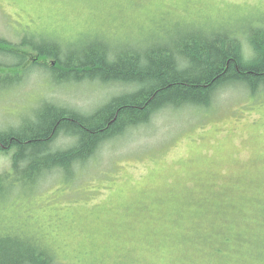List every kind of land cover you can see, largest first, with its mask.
Returning <instances> with one entry per match:
<instances>
[{
    "label": "rangeland",
    "instance_id": "374dc122",
    "mask_svg": "<svg viewBox=\"0 0 264 264\" xmlns=\"http://www.w3.org/2000/svg\"><path fill=\"white\" fill-rule=\"evenodd\" d=\"M250 27L264 28V0H0V38L28 61L0 76L18 78L0 83V131L46 105L91 114L133 91L59 82L52 67L82 48L114 54L230 31L247 47ZM23 41L55 43L60 57ZM73 142L61 134L52 147ZM12 154L0 153L10 183ZM19 177L0 189V237L39 246L55 264H264V88L223 87L210 108L161 110L73 170L46 171L33 186Z\"/></svg>",
    "mask_w": 264,
    "mask_h": 264
},
{
    "label": "trees",
    "instance_id": "16d2710c",
    "mask_svg": "<svg viewBox=\"0 0 264 264\" xmlns=\"http://www.w3.org/2000/svg\"><path fill=\"white\" fill-rule=\"evenodd\" d=\"M246 32L247 50L234 35L192 32L173 45L156 44L144 50L114 54L106 44L95 45L60 60L51 71L57 74L59 82L124 83L133 86V91L114 97L89 115L46 105L34 122L0 131V153L13 152L15 176L10 183L11 176L0 173V189L8 183L20 185L19 175L24 172L27 180L32 181L46 171L70 170L79 162L85 163L103 142L149 123L161 110L188 106L208 109L220 87L241 84L256 96L264 88V28L250 27ZM22 47L32 48L40 57L58 60L61 54L55 43L23 41ZM11 49L10 43L0 38V51L24 60L7 68L0 64V76L15 72L20 66L28 67L27 53L21 56ZM17 79L7 77L0 83L16 84ZM61 134L72 136L75 143L67 149L54 150V141ZM0 264L55 262L23 239L0 237Z\"/></svg>",
    "mask_w": 264,
    "mask_h": 264
},
{
    "label": "bare ground",
    "instance_id": "6f19581e",
    "mask_svg": "<svg viewBox=\"0 0 264 264\" xmlns=\"http://www.w3.org/2000/svg\"><path fill=\"white\" fill-rule=\"evenodd\" d=\"M236 34L235 32H225V33H221V32H216V33H211V34H205V35H207V36H213V35H215V34H230V35H234V34ZM204 34V33H203ZM235 37H237V36H235ZM238 38V37H237ZM239 39V38H238ZM247 40H248V44H249V36H248V38H247ZM239 41L241 42V40L239 39ZM30 43V42H29ZM33 43H35V42H33ZM242 43V42H241ZM30 44H32V43H30ZM242 45H243V43H242ZM244 46V45H243ZM245 47V46H244ZM248 47V46H247ZM247 47H245V49L247 50ZM136 51V50H135ZM1 53H3L2 51H0ZM4 54V53H3ZM6 56H8L9 58H7L9 61L8 62H6V61H4V62H6V63H2V65L3 66H5L6 68L8 67V66H11V65H13V64H16V63H14L15 61H17L18 59L17 58H14L13 56H11V55H9V54H5ZM12 58V59H11ZM239 85V84H238ZM223 87H226V86H223ZM223 87H220L219 89H221V88H223ZM218 89V90H219ZM217 90V91H218ZM217 93V92H216ZM119 96H121V95H119ZM215 96H216V94H215ZM115 97H118V96H115ZM215 98V97H214ZM214 101V100H213ZM204 109H206V108H204ZM69 110H71V111H75V110H72V109H69ZM98 110V109H97ZM96 111V110H95ZM77 112V111H76ZM79 113H81V112H79ZM81 114H85V113H81ZM87 115H89V114H87ZM36 119H34V120H28V121H25L24 123H23V125H26V124H30V123H32V122H34ZM65 136L66 137H70V138H72L73 139V137L72 136H70V135H66L65 134ZM119 138V137H118ZM114 139H116V138H114ZM55 142V141H54ZM73 144H74V142H73ZM72 144V145H73ZM57 150H64V149H57ZM89 161V160H88ZM87 161V162H88ZM80 163V162H79ZM78 164V163H77ZM76 165V164H75ZM74 169V167L73 168H71L70 170H73ZM41 174V173H40ZM40 174H38V175H40ZM44 174V173H43ZM41 176H42V174L40 175V176H38L37 178H35L34 180H26V184H29V185H32L33 186V183H38L39 182V178H41ZM36 179H37V181H36ZM36 247H38L40 250H42L39 246H36ZM42 251H44V250H42Z\"/></svg>",
    "mask_w": 264,
    "mask_h": 264
}]
</instances>
